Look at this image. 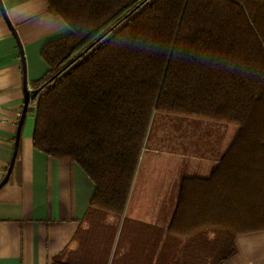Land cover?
Masks as SVG:
<instances>
[{"label":"trees","instance_id":"16d2710c","mask_svg":"<svg viewBox=\"0 0 264 264\" xmlns=\"http://www.w3.org/2000/svg\"><path fill=\"white\" fill-rule=\"evenodd\" d=\"M47 4L70 34L42 50L33 144L95 184L84 243L117 264L135 237L127 206L161 113L239 132L210 176L182 177L166 227L137 224L145 262L225 264L238 236L264 231V0Z\"/></svg>","mask_w":264,"mask_h":264},{"label":"crops","instance_id":"0c3cea01","mask_svg":"<svg viewBox=\"0 0 264 264\" xmlns=\"http://www.w3.org/2000/svg\"><path fill=\"white\" fill-rule=\"evenodd\" d=\"M68 34L66 24L49 13L47 0H0V264H112L111 246L82 240L95 184L78 165L50 158L33 144L44 92L26 103V90H34L49 70L41 56L45 45ZM238 132L226 127L222 147L204 151L206 158L190 154L186 171L178 166L177 180L164 185L170 189L153 183L143 194L132 192L126 217L135 237L117 264H146L137 224L166 227L182 177L210 176ZM225 264H264V231L238 236L236 254Z\"/></svg>","mask_w":264,"mask_h":264},{"label":"rangeland","instance_id":"374dc122","mask_svg":"<svg viewBox=\"0 0 264 264\" xmlns=\"http://www.w3.org/2000/svg\"><path fill=\"white\" fill-rule=\"evenodd\" d=\"M229 126L158 113L141 155L133 191L143 194L153 183L160 189H170L164 185L177 180L178 166L186 171L190 154L206 158L204 151H217L226 140L223 131ZM220 127L222 132L218 131Z\"/></svg>","mask_w":264,"mask_h":264},{"label":"water","instance_id":"95a60500","mask_svg":"<svg viewBox=\"0 0 264 264\" xmlns=\"http://www.w3.org/2000/svg\"><path fill=\"white\" fill-rule=\"evenodd\" d=\"M40 95L39 90H32L28 91L26 90V103H28L30 100L35 101Z\"/></svg>","mask_w":264,"mask_h":264}]
</instances>
